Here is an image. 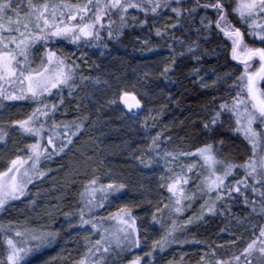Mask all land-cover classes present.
I'll use <instances>...</instances> for the list:
<instances>
[{"label": "snow or ice", "instance_id": "snow-or-ice-1", "mask_svg": "<svg viewBox=\"0 0 264 264\" xmlns=\"http://www.w3.org/2000/svg\"><path fill=\"white\" fill-rule=\"evenodd\" d=\"M160 9H170L175 14V22L168 25L172 28L180 25L184 13L191 16L202 9L204 15L200 16V25L205 39L207 34L216 31L230 42L231 59L242 67L232 84L236 89L235 95L220 100L218 107L213 109L202 126L205 130H214L222 117L229 115L234 121V126L230 125L231 131L240 134L251 145V154L239 161L222 158L218 152L225 145L223 137L216 142L220 148H216L213 143H204L191 151H165L161 159L166 164L178 163L181 170L174 172L169 168L171 175L166 184L161 185L166 186L171 196L163 208L155 209L152 220L164 231L159 239L152 241V250L146 255L151 257L154 250L163 251L170 243L177 242L174 233L183 225L191 223L193 217L180 221L172 219V214H181L191 207V203L185 204V201L196 199L197 192L202 194L204 202L200 205L199 215L194 214L195 219L202 218L206 212L214 213L216 202L224 197L225 190L229 195L235 191L243 196L250 214L264 216V0H195L191 7H185L182 0H0V108L4 107V101L31 100L35 103V107L24 118L10 122L35 139L26 145V153L20 154L21 150L17 149V154L7 161L5 167L0 168V211L10 201L26 196L28 185L33 179L45 175V170L40 167L42 158L50 159L55 154L63 153L74 143L73 137L83 127L82 121L77 120L58 123L51 119L49 123V114L56 110L57 105H49L44 99L45 94H52L53 89L75 88L76 70L79 67L74 61L69 63L68 56L58 55V50L49 47V43L55 38L72 43L99 40L105 18L111 37L114 34L112 26L117 24V20L112 19L113 15L118 17L115 34L119 35L120 29L127 26L129 16L132 20L137 19L129 10L143 12L147 17L149 13L159 14ZM208 10H212V14ZM139 23L146 24L147 19ZM197 32L200 33V29ZM156 35H161V29H156ZM246 35L258 40L259 46L249 44ZM38 43L43 45L44 52L39 64L34 65L31 54ZM198 47L197 41H193L188 51L194 53ZM193 59L198 60L199 57L194 54ZM167 71L166 65L164 72ZM230 75L225 73L226 77ZM80 79L87 77L81 73ZM201 86L208 85L202 83ZM119 99L129 109L138 108L141 104L127 91ZM46 128L47 144H43ZM7 135V131L0 128V142H6ZM160 136L158 132L149 145L154 152L160 147ZM57 140L60 142L57 143ZM180 157L193 159L191 162H182ZM140 162L150 164L153 157L149 155ZM198 167L205 169L206 174L198 173L196 192L190 193L185 188L191 179L188 173ZM236 169L242 170L243 175L237 178ZM229 177L233 179L226 184ZM98 181L99 177L93 176L85 192L81 193L82 204L76 210V223L81 228L88 226V229L83 236L84 251L72 264H108V254L141 244L137 217L128 205H121L106 216L95 214L96 209L103 207L110 193L125 187L124 184L111 182L104 185ZM96 193H100V196L97 197ZM163 209H168L171 223L166 224L163 215H156L163 213ZM63 215L68 217L71 213L65 212ZM13 223L0 222V234L6 245V264H22L27 256L51 244L59 235L58 231L46 228H13ZM250 231L251 236L248 238L240 235L228 241L233 245L228 255L218 254L217 249L222 248V245H208L202 250L197 264H264V223H251ZM9 232L13 235H8ZM238 242H242L239 247ZM180 260L182 264L183 256ZM0 264H5V260L0 259ZM128 264H141V257L135 256Z\"/></svg>", "mask_w": 264, "mask_h": 264}, {"label": "rangeland", "instance_id": "rangeland-1", "mask_svg": "<svg viewBox=\"0 0 264 264\" xmlns=\"http://www.w3.org/2000/svg\"><path fill=\"white\" fill-rule=\"evenodd\" d=\"M172 21H175L174 15L170 9L165 10L158 27L173 29L168 27ZM249 39L255 40L253 37H249ZM54 48L58 50V55L68 56L69 63L74 61L78 64L77 69L84 73L83 76L87 79H79V89L77 88L72 93L70 102H66L60 92L56 94L57 108L52 112V117L55 120H61L71 115L73 117L71 120L76 118L82 121L83 127L74 137V143L63 153H60L59 158H42L40 167L45 170V175L33 179V182L28 185L31 189L29 191L27 189L26 196L10 201L5 209L0 211V215L12 211L15 206L21 210L24 208L23 212L17 210V213L13 214L14 223L11 227L46 228L59 232L51 244L33 253L57 250L58 255L66 256V252L74 247L72 240L71 242L67 241L73 238L70 236L81 238L80 251L81 253L84 251L83 236L88 229V226L81 228L76 223L77 219L71 215L64 216V218L58 216L69 190L75 189L71 212H77L81 193L85 192L88 181L93 176L99 177L98 183L104 185L111 182L124 184V188L113 192L115 196L123 193L126 195L125 197L145 202L147 195H151V192L155 190L157 197L154 208H163L171 196L166 186L161 187L162 184H166L171 175L168 169L171 168L174 172H179L181 169L178 163L166 164L165 160L161 159L162 154L156 155L159 148L155 152L149 148L152 138L158 132L160 133L163 127L162 110L155 105L157 103L156 88L153 86V80L158 79L162 83V79L166 75L164 72L166 65L170 71L172 62L168 63L166 53L155 55L156 64L149 65L147 68L145 65H137L139 63L136 60L129 64L128 61H131L129 59L125 61L118 57H110L104 48H95L92 45H76V47L66 49L58 44ZM43 52L40 45L33 48L31 59L34 61V65L39 64ZM135 63H137L136 66ZM53 90L59 91V89ZM124 91L132 93L139 99L140 107L129 109L124 101L119 99ZM49 98L51 95L47 97V99ZM3 103L4 107L0 108V128L5 129L8 135L5 137L6 142H0V168L5 167L7 161L17 154V149L21 150L20 154L26 153V145L34 142V138L29 137L10 122L14 119H21V114H24L25 117L34 108L35 103L30 100L4 101ZM25 105L28 112L24 111ZM43 135L42 143L47 144V129ZM59 142L57 140V143ZM49 150H51V146H49ZM149 155L153 157V162L147 165L142 164L140 160L147 159ZM192 159V157H180L182 162H191ZM62 160L64 164L61 163ZM62 164L63 167H61ZM61 170L62 172H60ZM201 172L206 174L205 169L200 167L194 169L192 173H188L191 179L185 185L186 191L196 192L195 185L199 183L198 173ZM96 195L99 197L100 193H96ZM163 195L164 198H162ZM201 196L202 194L197 192L196 199L191 202L185 201V204L191 203V207H187L181 214H172V219L180 221L193 217L191 223L183 225L180 230L174 233L175 241H177L178 234L197 224L198 219H195L194 214L199 215L200 213V205L204 202ZM44 199L50 202L47 201L48 205L42 209L41 213L36 214L39 204L42 202L43 205L45 202ZM29 201H34V203L30 204ZM109 202L95 214L106 216L110 209ZM18 215H20L19 218ZM160 215L165 217L166 224L171 223V219H168V209H163V213H157V216ZM148 230V235L144 234L147 238L141 243L140 250L143 255L140 256L141 264H169L170 261L173 264H181V256H183L182 264H197L202 251H196L194 248L184 251L185 247H193L190 246L191 243L172 242L163 251L154 250L151 257L145 255L152 250V241L159 239L164 231L159 224L156 227V232L150 227ZM154 232H158L157 238L153 236ZM9 233L13 235L12 232ZM2 243L4 242L2 234H0V245ZM67 244L70 245L67 246ZM130 250L131 248L122 252L116 250V252L108 254V264L117 258L124 257ZM170 251L172 252L170 253ZM0 259H4L6 264L5 244L2 250L0 248ZM123 264H128V262Z\"/></svg>", "mask_w": 264, "mask_h": 264}, {"label": "trees", "instance_id": "trees-1", "mask_svg": "<svg viewBox=\"0 0 264 264\" xmlns=\"http://www.w3.org/2000/svg\"><path fill=\"white\" fill-rule=\"evenodd\" d=\"M182 3L185 7H191L195 3V0H182ZM165 10L168 9L158 10L159 14L149 13L147 17H145L143 12L129 10L130 13L136 15L137 19L132 20L131 16H129L127 26L120 29L119 35L115 34V29L119 23L118 17L113 15L112 19L117 20V24L112 26L114 34L111 37L108 35L109 29L107 18H105L104 27L100 29L99 40L89 42L81 40L77 43H72L70 40L55 38L48 46L54 48L58 44H61L63 48L67 49L76 47V45H92L95 48H104L106 54L110 55V57H118L125 61L129 59L131 60L128 61L129 64L133 60H136L139 64L135 63V66L136 64L140 66L145 65L147 68L149 65L156 64L155 55L166 53L168 63L172 62L170 71L166 73L162 79V83L158 79L153 80L154 84L152 83L156 88L157 103L155 105L162 110L163 127L160 130L161 136L158 140L160 144L159 153L163 155L165 151L174 153L181 150L191 151L204 143H213L216 148H220V145L216 142L218 138L223 137L225 145L223 150L218 152V155L229 160H243L251 154V145L240 134L231 131L230 125L234 126V121L231 120L229 115L223 116L221 122H218L214 130H205L202 126L203 122L209 119L213 109L218 107L220 100L228 99L229 95H235L236 89L232 84L240 74L242 67L231 59L230 42L226 41L222 34H217L216 31L207 34V39H205L204 30L200 25V16L204 15L202 9H198L191 16L188 13H184L180 25H177L173 29H161L158 27V24ZM208 11L209 14H212V10ZM172 14L175 17V14ZM213 18H215L214 15ZM144 19H147L146 24L139 23L140 20ZM174 22L172 21V24ZM157 28L161 29V35L159 36L156 35ZM197 29H200V33L197 32ZM245 39L249 44L259 46V41L250 40L247 35ZM193 41H197L199 45L194 53L188 51V46ZM38 45L43 49L42 44L38 43L36 46ZM194 54L199 57L198 60L193 59ZM193 69H197L198 71L194 72ZM76 71L75 88L69 90L67 87H63L59 91L52 90V94H45L44 99L49 105L57 103L56 94L58 92L61 93L66 102H70V96L73 95L72 93L77 88L79 89L80 85L79 79L82 72L79 69ZM225 73H230L231 75L226 77ZM213 81H216V83L213 84ZM202 83L208 86L202 87ZM50 95L51 98L47 99ZM229 102L231 101L229 100ZM24 111L28 112L26 105ZM22 112L23 109L21 110ZM49 116L50 123L51 119H53L52 112ZM22 118H24V114H21ZM72 118L70 115L56 121L58 123L72 122ZM75 120L77 119L75 118ZM28 136L34 138L29 134ZM59 155L60 153L55 154L50 159H57ZM61 163L64 164V161L62 160ZM63 164L61 167H63ZM234 171L237 173V178L239 175H243L240 169ZM232 179L233 177H229L225 183H231ZM43 186L45 187V185ZM30 189L28 187V191ZM74 190L68 191L67 198L63 202L62 211L58 213V216L61 218H64L63 213L68 212L71 213L74 219H78V212H71ZM249 195L251 194L249 193ZM125 196L123 193L118 196L110 193L104 204L110 201L109 212L115 211L117 207L125 204L132 208L133 214L137 217V226L140 230L139 235L142 238V243L147 238L145 235L149 233L148 227L156 232L158 225L151 223L154 222L152 215L155 212L156 191L153 190L151 195H147L145 202ZM162 198H164V195ZM80 200L78 207L82 204ZM47 201L46 199L43 205L42 202L39 204L36 214L41 213L42 209L48 205L50 201ZM243 201L244 197L239 193L233 191L229 195L225 190L224 197L216 202V211L214 213H204L203 217L198 219L195 226L188 227L178 234V238L176 237L177 241H179L178 244H181V242L183 244L191 243L190 246L193 247H185L184 251H190L192 248L196 251H202L208 245H212L213 247L222 245V248L217 249L218 254H230L233 250V245L228 243L229 240L240 235L248 238L251 236V223H264V216L250 214V210ZM101 208L96 209L95 213ZM23 209L21 210V208L19 209V207L15 206L12 211L0 215V222L5 224L13 221V214L17 213V210L18 212H23ZM19 217L20 215H18ZM155 232L153 236L158 237V232ZM8 235L12 234L8 233ZM70 237L73 238L67 241L71 242L72 240L74 247L69 252H66V256L58 255L59 253H56L57 250H45L36 254L31 253L30 256L24 259L22 264H72L81 253L82 241L80 237ZM241 244L242 242H238L237 247L241 246ZM69 245L67 244V246ZM141 245L131 248L128 254L122 258H117L111 264H123L132 260L137 255L143 256L140 250L142 248ZM3 246L4 243L0 245L1 250Z\"/></svg>", "mask_w": 264, "mask_h": 264}]
</instances>
